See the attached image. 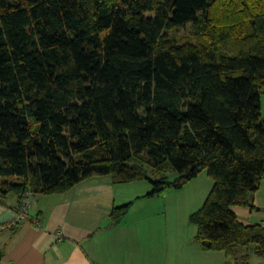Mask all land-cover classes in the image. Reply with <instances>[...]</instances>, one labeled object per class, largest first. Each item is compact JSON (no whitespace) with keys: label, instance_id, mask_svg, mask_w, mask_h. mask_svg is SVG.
<instances>
[{"label":"trees","instance_id":"1","mask_svg":"<svg viewBox=\"0 0 264 264\" xmlns=\"http://www.w3.org/2000/svg\"><path fill=\"white\" fill-rule=\"evenodd\" d=\"M263 94L264 0H0V197L99 176L162 197L205 171L198 244L264 259V226L234 211L257 209Z\"/></svg>","mask_w":264,"mask_h":264},{"label":"crops","instance_id":"2","mask_svg":"<svg viewBox=\"0 0 264 264\" xmlns=\"http://www.w3.org/2000/svg\"><path fill=\"white\" fill-rule=\"evenodd\" d=\"M261 105L264 119V97ZM213 186L204 171L156 197L148 196L146 180L117 184L111 176L92 177L63 194H33L27 219H21L17 194L0 197V264H227L224 252L201 248L189 221ZM128 203L127 215L113 224V209ZM254 204L257 209L234 211L244 224L264 226V180Z\"/></svg>","mask_w":264,"mask_h":264},{"label":"rangeland","instance_id":"3","mask_svg":"<svg viewBox=\"0 0 264 264\" xmlns=\"http://www.w3.org/2000/svg\"><path fill=\"white\" fill-rule=\"evenodd\" d=\"M178 37H179V39H182V40L191 39V38L194 39L193 38V35H192V32H191V29H183L182 31H179ZM237 74H239V73H237ZM262 97H264V95H262ZM262 97H261V101H262ZM6 179H8L10 182H18L19 181V178L18 177H7ZM253 252L254 251L252 249V251H251V259L249 261V264L264 263V259L258 257Z\"/></svg>","mask_w":264,"mask_h":264},{"label":"built area","instance_id":"4","mask_svg":"<svg viewBox=\"0 0 264 264\" xmlns=\"http://www.w3.org/2000/svg\"><path fill=\"white\" fill-rule=\"evenodd\" d=\"M32 197H33V193L31 191H27L25 193V196L21 203V209H22L21 219L28 218V213L32 208Z\"/></svg>","mask_w":264,"mask_h":264}]
</instances>
